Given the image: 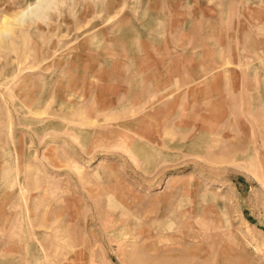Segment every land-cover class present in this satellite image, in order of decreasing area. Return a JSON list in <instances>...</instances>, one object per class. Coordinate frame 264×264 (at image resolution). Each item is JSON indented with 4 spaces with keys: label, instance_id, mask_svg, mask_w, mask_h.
<instances>
[{
    "label": "rangeland",
    "instance_id": "1",
    "mask_svg": "<svg viewBox=\"0 0 264 264\" xmlns=\"http://www.w3.org/2000/svg\"><path fill=\"white\" fill-rule=\"evenodd\" d=\"M228 5L264 17V0H0V264H264V43L237 20L226 41ZM217 12L219 58H198ZM151 22L190 73L106 74Z\"/></svg>",
    "mask_w": 264,
    "mask_h": 264
},
{
    "label": "crops",
    "instance_id": "2",
    "mask_svg": "<svg viewBox=\"0 0 264 264\" xmlns=\"http://www.w3.org/2000/svg\"><path fill=\"white\" fill-rule=\"evenodd\" d=\"M235 1V0H234ZM229 2V0H228ZM219 11V10H218ZM242 11H249V13L256 12L257 10H252L250 5L248 6V9L244 8ZM225 13V16L227 17V30H224L223 28H220L218 18L219 12L216 13V16H212L211 20V27H210V33L209 36V42L210 46L205 47V50H202L200 54H198V58H211V59H218L219 58V43H220V37L225 34L226 41L228 43L235 42L236 38V30H235V20L238 21L239 28L242 29L240 33H242V42L243 43H251L254 42L256 44H259L261 47L262 42L264 43V25L262 24L263 18L262 14L259 13L258 16L253 14H246L243 13L242 16H240L239 12L235 9H231L230 5H228V8L226 11H221V16L223 17ZM243 20L242 22H239L238 18ZM232 20V24H231ZM247 21V22H246ZM233 27V31L230 30L229 27ZM148 33L147 36H141L138 37V40L135 38H132L130 40H123L124 42L122 46L123 53H120L121 50H118L119 48L115 45V54L116 57L114 59V68L105 70L106 74H113L114 76H124L128 75L132 77L143 75L144 77L139 80V78L135 81H132L133 83L137 82H143L145 80V76H153L151 79L152 83H155L156 76H164V75H178V74H186L190 73L186 70H178V67L176 66V60L182 59L187 56L176 53L172 54L169 51V44L167 40L163 37L164 34H162L165 29L163 24H154L151 22L149 25H147ZM139 33V32H138ZM125 38V37H124ZM240 41V40H238ZM116 42H114L115 44ZM166 50V51H165ZM124 54V57L122 56ZM124 58V59H123ZM171 59H173L171 61ZM167 61V62H166ZM123 64L120 66V64ZM171 63L173 64L174 69L171 70L170 67ZM111 66V63L110 65ZM102 68V67H101ZM187 68V66H186ZM214 72V68L209 66H199L198 68V74H212ZM131 80V79H130ZM120 80L118 78L116 84L119 83ZM131 81H129L130 83ZM150 82V81H149ZM150 82V83H151ZM123 83V80H122ZM146 83V82H143ZM151 83V84H152ZM153 85V84H152ZM191 144L190 146H187V144H170L166 146L167 149L175 150L173 148H179V150H186L188 147H193L198 144V135L194 137L193 140L189 142ZM18 264V263H16Z\"/></svg>",
    "mask_w": 264,
    "mask_h": 264
},
{
    "label": "clouds",
    "instance_id": "3",
    "mask_svg": "<svg viewBox=\"0 0 264 264\" xmlns=\"http://www.w3.org/2000/svg\"><path fill=\"white\" fill-rule=\"evenodd\" d=\"M30 11H31L30 8L19 11L17 16V23L27 24L30 21V16H29Z\"/></svg>",
    "mask_w": 264,
    "mask_h": 264
}]
</instances>
